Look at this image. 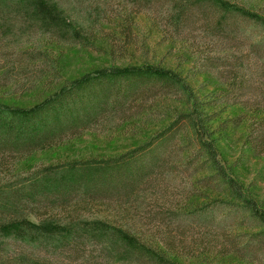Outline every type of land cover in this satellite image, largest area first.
Returning <instances> with one entry per match:
<instances>
[{"label":"trees","instance_id":"obj_1","mask_svg":"<svg viewBox=\"0 0 264 264\" xmlns=\"http://www.w3.org/2000/svg\"><path fill=\"white\" fill-rule=\"evenodd\" d=\"M140 1L149 4L151 0ZM168 1L167 19L176 30L178 24L181 28L192 1L208 6L215 16L212 30L217 32L224 25L225 29L229 28L233 21L243 22L249 29L264 27V17L253 8L252 0ZM5 9L22 12L27 24L40 26L43 34L39 36L43 41L31 49L38 53L29 55L36 63L34 67L24 63L19 69L42 68L43 71L39 77L35 71L36 81L24 85L21 92L20 79L13 81L0 71V264H54L49 259L51 255L69 245L85 242L91 248H98L100 256H110L116 262L109 264H215L218 261L249 264L252 256L248 244L255 241L264 250V205L259 206L252 199L233 172L235 166L222 159L218 148L219 135L249 119L245 145L254 158L264 159V92H253L258 101L240 103L230 100L234 89L229 82L218 80L219 88L205 93V89H194L188 81L192 78L186 74L147 61L139 66L106 67L60 83L59 56L55 57L50 47L72 39L70 45L95 50L91 38L96 31L88 29L82 35L70 23L68 8L60 7L56 0H0V10ZM130 14L125 15L127 22L120 21L110 29L112 38L119 43L108 55L129 54L128 47L134 37ZM60 38L63 41L57 40ZM186 50V57L190 58L197 49ZM194 58L192 62L197 57ZM199 74L210 75L205 71ZM153 95H159V99L150 104V99H155ZM131 104L135 105L134 113L123 115L120 124L137 120L147 125L155 121L150 118L154 116L157 120H167L166 125L146 142L117 157L69 161L24 172L17 169L20 162L39 150L58 147L97 124L107 123L111 113L128 114L126 107ZM231 107H239L243 112L213 126ZM168 147L173 154H165ZM161 167L172 172L179 167L186 174L189 191L179 205L178 226L195 224L210 230L199 233L200 243L193 252L181 249L175 235L156 237L140 233L128 223L121 225L98 206L99 200L120 190L133 191ZM72 201L84 203L78 205L86 208L87 214L103 216L83 220L74 207L71 214L68 206ZM92 204L97 212L90 209ZM246 219L255 223L257 231L230 233L234 228H244ZM173 224L174 221L165 223V229ZM212 227L220 231V239L212 235ZM245 236L250 237L247 242L240 240ZM12 244L20 247V253L9 257L7 251ZM41 253H44L42 257Z\"/></svg>","mask_w":264,"mask_h":264},{"label":"rangeland","instance_id":"obj_2","mask_svg":"<svg viewBox=\"0 0 264 264\" xmlns=\"http://www.w3.org/2000/svg\"><path fill=\"white\" fill-rule=\"evenodd\" d=\"M56 2L60 4V7L68 8L70 23L76 26L82 35L88 29L96 31L91 38V43L97 47L91 50L75 44L70 45L73 43L72 39L62 44L66 47L62 45L50 47L51 53L55 57L59 56L58 63L62 75L60 83L64 80L77 79L84 74L106 67L139 66L147 61L149 64L186 74L192 78L191 82L188 81L193 88L199 91L205 89V93H211L215 88H219L218 80L229 82L234 89L233 94L229 96L230 100L233 98L234 101L240 103L254 99L258 101L257 95L255 96L253 92L256 90H260V94L261 91L264 92V27L249 29L243 22L238 24L237 21H233L229 28L225 29L224 25L222 29L225 30L217 32V29L212 30L215 16L208 10V6L198 5L195 1H192L181 28L180 24L177 25V30L167 19L169 15L167 12L170 9L168 0H151L149 4H144L140 0H56ZM252 6L264 17V0H252ZM125 12L133 16V44L128 45L129 54L126 57H118L117 54L108 55L110 49L118 45V39L112 38L110 29L120 21H128ZM21 14L22 12L15 13L10 9L0 10L2 28L0 31V71L3 70L6 76L13 81L20 79V92L24 85L36 81L35 71L38 73L36 77H39L41 75L39 72L43 71L42 68H38V65H36L37 70L19 69V65L23 67L24 63H30L29 65L34 67L36 61L30 60L29 55L38 52L31 49L37 46L38 42L43 41L39 36L43 34L40 26L27 24L26 17ZM188 47L197 49L193 57H186ZM195 56L197 58L195 62H192ZM38 58L37 54V61ZM199 70L210 75L199 74ZM15 78L18 79L15 80ZM240 81L241 84H239ZM153 96L155 99L151 98L150 104L159 99V95ZM20 103H22L21 100ZM134 107L135 105L132 104L126 107L128 109L125 112L128 114H123L124 112L116 115L111 113L109 116L105 114L108 117L107 123L97 124L95 128L83 132L77 139H71L58 147L39 150L28 160L20 162L17 169L24 172L69 161L105 160L117 157L146 142L148 137L166 125L167 120H157L154 116L150 118L155 121L147 125H142L137 120L120 124L123 115L134 113L135 110L132 112ZM242 112L243 110L239 107L228 108L216 119L213 126L234 118ZM249 124L248 119L241 126L229 128L219 135L218 148L222 159L228 165L235 166L233 172L236 177L247 187L252 199L260 206L264 205V159L254 158L245 145ZM171 149L169 147L167 151L165 149V154H173ZM160 169L145 178L143 182L138 183L133 191L120 190L108 198L99 200L98 206L102 208L101 211L104 214L113 216L121 225L128 223L140 233L156 237H167L168 233L172 237L175 235L176 241L182 245L181 249L185 248L193 252L196 244L200 243L201 234L210 230H204L195 224L187 225L185 228L178 226L179 205L180 202L183 204L187 191H189L185 185L186 174L182 173L180 170L182 168L179 167L174 172L164 167ZM136 197L140 198L136 199ZM70 203L72 205L68 207L71 214H73L71 208L74 207L83 220L103 216V214H87L86 208L78 205L84 203L78 201ZM93 205H90V209L97 212ZM60 212L65 214L61 210ZM170 218L174 219L169 220ZM171 221H174L173 226L166 230L165 223ZM243 223L244 228H234L233 231L230 230V233L238 235L257 231L253 221L246 219ZM247 227L248 229L245 230ZM211 229L212 235L220 239V231L214 227ZM249 239V236H245L240 240L247 242ZM237 241L239 243L238 239ZM85 243L69 245L70 247L56 252L55 256L51 255L49 258L51 263H116L110 256H105L108 259L100 256L98 248H91L89 243ZM10 246L7 251L9 257L20 253V247L17 244ZM247 249H250L252 256L249 258L251 261L249 264H264V250L256 246L255 241L248 244ZM43 255L44 253H41V257ZM235 263L231 262V264ZM215 264H220V262Z\"/></svg>","mask_w":264,"mask_h":264}]
</instances>
